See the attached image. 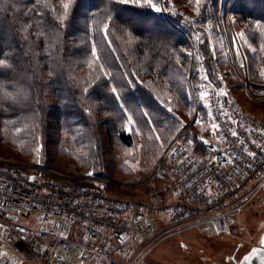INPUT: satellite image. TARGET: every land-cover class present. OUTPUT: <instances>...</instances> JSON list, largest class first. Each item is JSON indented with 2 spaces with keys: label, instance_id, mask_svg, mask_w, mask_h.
<instances>
[{
  "label": "trees",
  "instance_id": "trees-1",
  "mask_svg": "<svg viewBox=\"0 0 264 264\" xmlns=\"http://www.w3.org/2000/svg\"><path fill=\"white\" fill-rule=\"evenodd\" d=\"M222 4L223 7L230 6L228 10L233 12L239 23L252 28L256 22L264 24V0H205V8L201 9L202 16L196 18L203 29L200 25L197 28L187 25L188 31H185L191 38V32L207 33L202 35L201 50L210 73L214 63L208 57L211 45L207 37L208 33L218 32L216 20ZM53 7L59 12V0H39V3L36 0H0V58L7 59L15 68V73L0 75L5 84L0 95L3 91H13L12 84L15 82L17 88L28 89L34 97L24 106L16 105L8 112H0L1 121H10L5 139L25 155L31 154L36 143L40 142L42 154L38 158L39 164L47 166L44 160L53 156L52 151L45 148L48 143L51 144L49 119L56 117L60 131L68 129L69 137L72 138L67 143L69 145H66L67 150L70 148L67 152L73 159L83 163V171L87 174H100L106 170V148L101 126L107 129V133L115 134L125 146L137 149L135 153L139 152L143 161L149 160L151 164L161 151L155 149L157 141L149 149H145L146 145L142 144L136 146L135 136L138 134L127 130V122L120 119L117 103L111 99L109 89L116 85L122 96L127 97L126 106L133 112L134 119H139V113L134 112V109L137 106L144 107L154 117L153 122L157 128L173 132L170 131L172 114L157 106L154 99L157 95L148 88L144 79L148 76L154 81L162 79L178 94L176 86L181 83L182 73L189 75L185 67L188 61L185 54L188 41L183 32L159 13L131 5H116L114 0H76V4L70 9L69 27L58 31L51 12ZM109 15L112 17L111 22L108 20ZM106 23L109 24V35L105 39L103 28ZM25 28L28 31H23ZM121 31L131 34L129 42L120 41L118 34ZM44 32L52 35L37 39V34ZM248 35L251 43L259 48L255 52L258 66H264V51H260L264 36L256 28ZM107 40H111L112 44L107 45ZM94 41L97 44V54L101 56L100 63L108 56L112 61L110 70L116 74L117 79L111 82L97 81L98 86L90 88V95L85 97L81 94L80 85L87 83L89 79H79L75 71L83 69L87 60H92L91 46ZM113 48L116 49L115 52L111 51ZM48 52L51 53L50 58L46 55ZM117 56L120 57L119 60L115 59ZM175 57L182 58L180 66L175 64ZM121 64L124 65L122 70L119 67ZM181 66V70H178ZM121 71L134 72L139 77L142 83L138 89L129 92L120 87L123 83L120 79ZM44 72L50 76L45 77ZM210 76L213 78L214 74ZM259 79L262 80L260 77ZM29 85L32 87L29 88ZM184 87L187 88V81H184ZM49 93L57 98L54 103L49 102ZM35 99L40 102L36 103ZM181 100L185 108L190 110L191 101L185 103L184 98ZM85 108L91 111V117L84 111ZM173 112L179 117L176 111ZM104 115L107 117L103 118ZM137 126L139 125L132 127ZM17 128L21 131L17 132ZM141 130L151 134L147 128ZM169 144L170 142L164 145L159 158ZM84 148L91 151L86 156L82 151ZM120 163L123 164L121 169H126L125 160Z\"/></svg>",
  "mask_w": 264,
  "mask_h": 264
},
{
  "label": "built area",
  "instance_id": "built-area-1",
  "mask_svg": "<svg viewBox=\"0 0 264 264\" xmlns=\"http://www.w3.org/2000/svg\"><path fill=\"white\" fill-rule=\"evenodd\" d=\"M238 49L237 60L245 65L241 69L243 90L258 107L264 108V82H255L246 65L249 62L244 50ZM227 92L226 97L212 93L210 102L213 115L218 117L216 122L221 125L216 134L219 143L212 146L221 151L215 152L212 148L198 156L194 146L184 152L188 148L187 133L179 134L163 152L150 176L138 184H147L148 191L143 197L113 194L106 185L116 180L105 174L87 177L99 186H85L44 165L36 164L27 170L23 163L2 161L0 157V224L11 232L4 239V229L0 228L1 264H112L113 261L116 264H141L148 251L159 242L188 227L196 226L206 232L223 225L225 230L221 234L236 233L235 215L249 203L253 193L264 189V168H260L264 155L251 143H230L236 141V137L228 135L226 142L220 133L231 127L239 133L240 139H256L261 143L264 142L261 135L264 119L245 109L232 92ZM217 100L239 124L226 123L218 110ZM249 127L254 129L252 135L246 131ZM243 147L256 151V160L247 158L241 151ZM226 154H230V159H237L228 164L224 162ZM177 157L184 163H178ZM249 162L252 168H248ZM155 179L163 182L158 184ZM201 188L205 190L203 194ZM41 216L47 219L41 220ZM52 221L68 224L66 242L58 235L41 232L42 229L53 231ZM85 221L88 228L83 226ZM15 225L28 230L25 235H30L33 250L40 244L48 249L47 255L41 252L40 258L29 256L28 246L23 238H18ZM54 231L59 233L64 229ZM84 235L91 239L85 241ZM121 239L126 242L121 244Z\"/></svg>",
  "mask_w": 264,
  "mask_h": 264
},
{
  "label": "rangeland",
  "instance_id": "rangeland-1",
  "mask_svg": "<svg viewBox=\"0 0 264 264\" xmlns=\"http://www.w3.org/2000/svg\"><path fill=\"white\" fill-rule=\"evenodd\" d=\"M164 2L165 0H158L156 3L163 5ZM171 5H175V11L181 13L183 17H188L189 19L193 20H196V18H198L195 14L194 0H192V2H190V0H171L169 6L171 7ZM220 7L221 8L218 13L219 15L216 20L218 32L216 34L208 33L209 37L207 38L209 39L211 49L213 45H215L217 49L215 57L212 58L214 66L217 67L218 72L224 75L225 78L221 82L217 79L216 75H214V79L209 75V79L213 81L209 91L210 93L215 94V92L218 91L216 86L219 85V87L232 92L245 109L250 110L259 118L264 119V108L258 107V105L255 104L254 100L249 98L243 90L244 85L242 82L241 68L236 56V49L238 48V41L236 42V40L237 38H240L238 34L240 32H244L246 42L241 41V39L240 41L244 45L245 52L247 51L246 56L248 57L249 55V58H251L252 60V66L249 68L252 74V78L255 80V82H261L262 80H264L259 79V72L260 70L264 69V66L262 64L258 66V60L255 57V53L252 52L251 48H249L248 46L249 44H251L252 48H256L257 50L259 49L257 46L251 43L248 35L249 32L252 31V29H255V24L254 28H252L248 27L245 23H239L236 20V17L233 15V12L231 10H228L230 6L223 7L222 4ZM159 14L167 19L168 22L172 23L180 32H183L186 41H188V43L186 44L187 52H192L195 55L199 50V53L203 59V66L207 69L205 57L201 50V43H198L195 39V34L200 33L197 32L194 34L191 32V38L185 31L187 25L182 18L175 15H169L168 12ZM197 26L198 25L194 26V28H197ZM210 29L211 28H209V30ZM118 36L122 43H127L130 41V35L127 32L121 31ZM233 36L236 37V40L234 42L231 39ZM221 48L222 51L220 50ZM184 50L182 51L183 53ZM186 51L185 54L187 56ZM224 53H226L227 55L225 56ZM179 59L180 63H182V58ZM88 61L91 60H87V62ZM87 62L84 63V66L82 67L83 69H77L75 72L78 73L77 76L79 79L83 78L85 79V81L86 79H89L90 81L93 77V74L100 76L101 72L96 64H93L92 68L90 69L87 65ZM186 63L187 64H185V67L187 69V72H189L187 79V88L190 89L192 88V86H198L200 83L199 75L196 71V69L200 67V64L192 57H188V61ZM93 70H95V72H93ZM43 75L45 77L50 76V74H48L47 72H44ZM144 81L147 83L148 88H151V90L156 95L161 96V98L168 97L170 99H173V103L169 106L173 107V110L178 113L179 119L182 120L184 124L188 126V128H190L188 129L187 135H185V137L194 139L196 144L195 149L198 156L206 154L213 148V146L219 143V139L216 135L213 136L210 131L205 130L206 128L210 127L206 118L207 109L204 107L205 102L198 100V93H195L192 99H190V103L192 104V106L196 107L197 109V115L194 116L190 115V110L187 109L188 107L185 108L182 100H180L179 103L175 102L174 98L178 94L167 84V82L165 83L164 81H162V79L159 78L158 80L154 81L149 76L145 78ZM212 97L213 96L211 94L209 98L210 102H212ZM48 99L51 103H54L57 100V98L53 96L52 93H49ZM153 112L155 113V111ZM56 115L57 113H55V116ZM154 115H157V113H155ZM104 117H107V115H104L103 118ZM199 117H205V120L202 121L201 125L193 123L194 119ZM8 122L10 121L5 122L1 121L0 119L1 160L10 162L17 161L26 165L25 167L27 170H31L32 167L37 164L35 163V161L42 154L41 143L37 142L36 146L34 147L35 149L29 155L20 153L15 145L10 143L4 137V135L8 132L7 130L9 129ZM57 124L58 122L56 117L49 119V125L51 126V130L49 132L51 137V144L48 143L45 148L47 149V151L51 150L53 156L52 158L47 157L48 159L44 160L47 165L46 167L62 175L70 176L72 182L74 183L85 186H99L95 183V181L87 179L89 175L87 174V172L85 173V171H83V163L77 161V159H73L72 155L67 152L70 149H66V147L69 145L67 143L69 141H72V138H70L71 136L69 137L68 129L66 131H60ZM100 130L102 132V139L106 148L104 159L105 162H107H104L106 164V170H104V172L100 174L108 175L111 179L116 180V182L108 183L106 185V189L119 196H145V193L148 191V189L146 188L147 184H138L150 176V172L156 165L160 153L163 150V148H160L161 142H157L158 145H154L155 149H160L161 151L154 158V160H152L151 158L152 162L150 164L149 160H147V162L143 161V157L142 155L140 157L139 152L135 153L137 149L125 146L117 139V136L115 134L111 135V133H107V129L104 128V126H101ZM146 132V130H141L136 133L138 135L135 136V144L136 146L140 144L146 145L145 149H149V147L152 146L154 140H150L149 136L151 134H148ZM157 132H159L161 135L163 147L164 145L168 144L169 142L171 143L174 140L170 139V136L177 137L180 134L174 131L168 133L166 130L160 128H157ZM200 136L208 139L210 144H203L199 139ZM82 151L86 156L89 150L87 148H84ZM90 152L91 151H89V153ZM123 159L127 164V166L125 165L126 169L124 170L121 169V165L123 164L120 163V161H124ZM146 165L148 167H146ZM100 174L94 173L93 176ZM155 181L159 182L158 184L163 182L162 179H155ZM250 198L251 199H249V203L243 208V210L235 215L234 226L237 227L236 233L217 234L214 231V228L209 229L206 232H202L196 226L188 227L182 232L173 234L159 242L158 245H156L150 252L148 251V253L144 256L141 264L241 263L244 258L251 253L253 248L260 245L264 234V189L260 188L259 191L253 193L252 197Z\"/></svg>",
  "mask_w": 264,
  "mask_h": 264
},
{
  "label": "snow or ice",
  "instance_id": "snow-or-ice-1",
  "mask_svg": "<svg viewBox=\"0 0 264 264\" xmlns=\"http://www.w3.org/2000/svg\"><path fill=\"white\" fill-rule=\"evenodd\" d=\"M37 3H39V0H36ZM116 5H131L134 8H138V9H150L155 13H164V12H168L169 15H175L177 17H180L184 20L186 25L189 26H196V25H200V28L203 29V25L200 23V21L198 20H193V19H189L188 17H183L181 13H179L178 11H175V5H170L171 0H165V2L163 3V5H160L158 3L155 2V0H114ZM190 2H192V0H190ZM195 3V14L197 17H201L202 16V12L201 9L203 7H205V0H194ZM76 4V0H59V12L58 9L53 7L51 8V12L53 13L54 16V20L57 22L56 23V28L58 31H63L66 28L69 27V23H70V9ZM108 20L109 22H111L112 17L111 15L108 16ZM31 27V26H29ZM255 28L259 30L260 35L264 36V24H261L260 22H256L255 24ZM23 31H28V28L23 29ZM195 34V33H194ZM207 33H203L201 32V34H195V39L198 43H203L202 40V35H205ZM51 33H38L37 34V39H42V38H46L48 36H51ZM109 35V24L106 23L104 25L103 28V37L106 39ZM131 35V34H129ZM239 37L241 39V41H245L246 42V37H245V33L244 32H240ZM25 39L27 38L26 36L24 37ZM232 41L234 42L236 40V37L233 36ZM107 45H111L112 41L111 40H107ZM249 48H251L252 52H256L257 49L256 48H252L251 44L248 45ZM222 51V48L220 49ZM112 52H115L116 49L113 48L111 49ZM216 47L215 45L212 46V49L210 52H208V57L209 58H213L216 55ZM260 51H264V43L260 44ZM46 55L49 56V58L51 57V53L48 52L46 53ZM224 55L226 56L227 54L224 53ZM236 55L239 56L240 55V50L237 48L236 49ZM91 56H92V60L87 62L88 67L91 69L93 64H96L98 69L101 72L100 76L94 75L90 81H88L85 84L80 85V89H81V94L82 96L87 97L88 95H90L89 93V89L92 88L94 89L97 85V81H107V82H111L117 79L116 74H114L110 69H111V59L108 56L104 57V62L100 63L101 61V56L97 54V44L94 41L92 43L91 46ZM187 56L188 57H192L194 60H196L199 64L200 67L198 69H196L198 75H199V80L200 83L198 86H192V88H185L184 87V81H187L188 76L186 73H182L181 75V83L179 85H177V92L178 95L174 98L176 103H179L180 100L182 98H184V102L187 103L188 100L192 99L193 95L195 93H198V100L199 101H204V107L207 109L206 112V118L208 120V123L210 125L209 128H206V131H210L211 134L213 136H215L217 134V132L221 129V125L219 123L216 122V120L218 119V117L213 115V109H212V105L210 103V95L212 93H210L209 89L213 83L212 80L209 79V75L210 74H214L216 75L217 79L219 81H223L224 80V75L220 74L218 72V69L216 66H213L211 68V73L209 72L208 69H206L203 66V59L199 53V50L197 51V53L194 55L192 52H187ZM115 59L119 60L120 57L117 56L115 57ZM175 64L177 66H180V59L179 57H175ZM107 65V67H106ZM120 69H124V65L121 64ZM181 67H178V70H181ZM240 68L244 69L245 65L244 63L241 61L240 63ZM6 72H11V73H15V68L14 66L7 60L4 58H0V75H3ZM93 72H95V70H93ZM248 75L250 76V73H248ZM259 76L260 78L264 79V69L260 70L259 72ZM120 79L123 81V83L120 85V87L126 91L131 92L132 90H136L138 89V86L142 83V81L139 80V77L134 73V72H128V71H121L120 73ZM13 81H15V77H13ZM206 82V83H205ZM32 86L29 85V88H31ZM218 91L215 92V94L218 97H226L228 95V92L224 89L219 87V85L216 86ZM5 88V84L4 81L2 79H0V90H3ZM12 88L13 91H3L2 95H0V112H8L10 109H13L16 105H20V106H24L26 103L30 102L32 99H34V97L31 96L30 92L28 89L26 88H17L15 82H13L12 84ZM110 93L112 94L111 99L117 103V107L119 109V113H120V119L122 120H126L127 122V130L133 134H136L137 132H139L142 128H147L149 130V132L151 133V135L149 136L150 140H154L157 142L161 141V135L159 132H157V125L156 123L153 122L154 117L150 114V112L148 110H146L144 107H140L137 106L134 109V112H138L139 113V119H134L133 117V112L129 111V107L126 106V100L127 97L122 96L121 91L118 90L116 85H113L110 89H109ZM149 99L151 100L152 97L151 95L149 96ZM155 103L157 104L158 107H162L164 110H166L167 113L172 114V126L170 131H175L177 133H180L181 135H184L185 133H187V129L188 126L184 124V122L182 120L179 119V117L175 116V113L173 112V107H170L169 105L173 103V99H170L168 97H164L161 98V96L157 95L155 96ZM36 103H39V99H35ZM217 104L219 105V111L220 113L226 118V123H230L231 125H237L239 124V121L232 118V116L229 115L228 112L224 111V106L222 104H219V100H217ZM149 107H151V104L149 105ZM190 108V115H197V109L196 107L189 105ZM84 111L89 115V117H91L92 113L91 111H89L88 108H85ZM205 120V117H199L194 119L193 123L197 124V125H201L202 121ZM133 125H139V127L133 128ZM17 132L21 131L20 128L16 129ZM249 135H252L254 133V129L249 127L247 130ZM221 139L227 141V137L228 135L232 136V137H236V141L234 142H230V143H239L240 145H245L246 143H251L252 145H255V147L257 149L260 150V154L264 155V142L258 143L256 139H252V140H245V139H240L239 138V133L232 129L231 127L228 128L227 132H221ZM262 136H264V133H261ZM170 139H176V137L174 136H170ZM186 141H187V145L188 148H185L183 151L184 152H188V149L193 148L195 146V141L193 138H187L185 137ZM199 139L201 140V142L205 145H209L210 142L208 139H205L203 136H200ZM211 147V146H210ZM160 148H163V143H160ZM212 151L215 152H220V149H215L213 148ZM241 151L246 154L247 158H250V160L254 161L257 158V152L256 151H250L247 147H243L241 149ZM230 154H226L225 155V161L228 164H232L233 161L237 158L233 157V158H229ZM167 158V157H166ZM177 162L178 163H184L183 160H180L179 157H177ZM35 163L39 164L40 160L37 159L35 161ZM189 163H191V161H189ZM248 168H252V163L249 162V164L247 165ZM260 168H264V162H262L260 164ZM89 176H93L94 173L93 172H89L88 173ZM29 179L31 180H35V177H30ZM229 179H231V177H229ZM101 187H103V185H101ZM188 187H191V185H188ZM239 188V186H237V189ZM5 191H6V186H5ZM204 189L201 188L200 192L203 194L204 193ZM209 197L211 196V192L209 191L208 193ZM209 203H212L211 199H209L208 201ZM77 204H79V201H77ZM35 207L39 208V205H34ZM55 214H59V213H55ZM41 220H46L47 217L46 216H41L40 217ZM141 219H143L141 217ZM52 225H53V231H48L46 229H42L41 232L48 234V235H52V236H56L58 235L60 240L62 242H66L68 240V236L65 235V231L68 229V224H58L56 223V221H52ZM18 227V232H17V236L18 238H23L24 244L28 246V248L26 249V252L29 256H33V257H37L40 258V253L43 252L44 255H47L48 249L40 244H37L35 249L33 250L31 247V237L30 235H25V232L28 231L24 226H19V225H15ZM85 228H88V224L87 221H85L84 225ZM0 228L4 229V239H7V237L9 235H11V232L4 228L3 224H0ZM63 228L64 231H60L59 233L55 232V229H61ZM225 228L222 225L221 227L215 229L214 231L217 234H220L222 231H224ZM98 231V230H97ZM95 234V233H93ZM85 241H89L91 239V237H89L88 235H84L82 237ZM126 241L124 239H121V244H124ZM264 243V242H262ZM121 251L124 253V255H127V251L125 249H121ZM252 253L253 254H259L260 258H261V264H264V250L261 249H256L253 248L252 249ZM5 256L7 255L6 253L4 254ZM81 256H83V253L80 254ZM245 261H248L250 259V257L246 256ZM8 264H10V262H8ZM112 264H116L115 261L112 262Z\"/></svg>",
  "mask_w": 264,
  "mask_h": 264
},
{
  "label": "water",
  "instance_id": "water-1",
  "mask_svg": "<svg viewBox=\"0 0 264 264\" xmlns=\"http://www.w3.org/2000/svg\"><path fill=\"white\" fill-rule=\"evenodd\" d=\"M264 234L261 240V243L259 246L255 247L256 249H261L264 250ZM248 257H250V259L248 261H245V259L239 263V264H261V258L259 254H253L252 251L251 253L248 255Z\"/></svg>",
  "mask_w": 264,
  "mask_h": 264
},
{
  "label": "bare ground",
  "instance_id": "bare-ground-1",
  "mask_svg": "<svg viewBox=\"0 0 264 264\" xmlns=\"http://www.w3.org/2000/svg\"><path fill=\"white\" fill-rule=\"evenodd\" d=\"M237 41H238V47H240L242 50H244V45H243V43L240 41V38L238 39L237 38ZM235 51V50H234ZM244 53H245V55H246V53H247V51L245 52V50H244ZM235 54V53H234ZM248 62L249 63H247L246 65H247V67H251L252 66V60H251V58H249V55H248ZM247 58H246V60H247Z\"/></svg>",
  "mask_w": 264,
  "mask_h": 264
}]
</instances>
